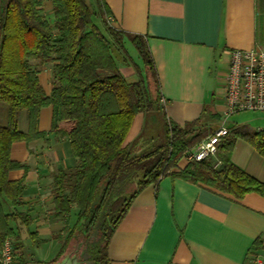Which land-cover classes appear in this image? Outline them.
Instances as JSON below:
<instances>
[{
	"label": "trees",
	"instance_id": "16d2710c",
	"mask_svg": "<svg viewBox=\"0 0 264 264\" xmlns=\"http://www.w3.org/2000/svg\"><path fill=\"white\" fill-rule=\"evenodd\" d=\"M44 1L52 4L50 20L42 10ZM110 20L103 0H0V101L8 106L6 125L0 128V245L11 238L15 247L22 248L23 230L35 246L45 242L30 229L28 210H18L27 166L11 156L14 142L46 134L37 129L42 107L52 110L48 133L68 138L74 158L72 167L54 174L52 192L53 217L63 221V230L73 207L75 220L56 256L38 264L60 259L76 231L93 230L97 238L87 244L88 259L92 264H108V243L132 200L166 175L235 198L249 192L264 194V183L231 161L238 138L264 155V129L230 128L217 145L218 165L206 158L188 160L183 168L173 170L190 149L214 132L222 115L205 104L197 119L183 125L169 121L146 36L119 29ZM34 59L39 66L50 64L49 94L39 82ZM121 66H130L136 80H128ZM21 110L27 116L26 132L18 128ZM139 113L148 120L127 141ZM14 170H22L21 176L10 178ZM61 237L59 232L54 238ZM260 244L257 238L249 250L250 264Z\"/></svg>",
	"mask_w": 264,
	"mask_h": 264
},
{
	"label": "crops",
	"instance_id": "0c3cea01",
	"mask_svg": "<svg viewBox=\"0 0 264 264\" xmlns=\"http://www.w3.org/2000/svg\"><path fill=\"white\" fill-rule=\"evenodd\" d=\"M103 1L114 26L146 36L166 118L179 125L197 119L205 104L223 118L229 51L264 50V0ZM50 7V1L43 2L42 9ZM32 64L38 66L39 82L49 94L50 64L39 66L38 59ZM121 71L128 80H136L131 67ZM7 113V104L0 101V128L6 125ZM51 115L50 106L42 107L37 129L46 134L16 141L11 148L12 158L27 166L18 210H28L30 229L45 240L39 246L56 241L54 237L63 227L62 221L53 217V176L58 169L74 165L69 139L48 133ZM232 116L226 118L229 129H264L261 117L247 124ZM142 117L141 113L135 116L127 141L138 133ZM17 123L19 130L26 132L25 110L19 112ZM187 161L182 158L173 170L183 168ZM231 161L264 183V155L248 142L235 141ZM21 174L22 170H14L9 176L14 179ZM23 231L22 239L30 240ZM257 238L261 247L255 249V259L264 264V194L249 192L235 198L166 175L141 189L132 200L111 235L108 264H250L248 253ZM25 261L19 263L48 262L34 253Z\"/></svg>",
	"mask_w": 264,
	"mask_h": 264
},
{
	"label": "built area",
	"instance_id": "2783aa9c",
	"mask_svg": "<svg viewBox=\"0 0 264 264\" xmlns=\"http://www.w3.org/2000/svg\"><path fill=\"white\" fill-rule=\"evenodd\" d=\"M111 21V20H110ZM225 111L220 125L190 149L184 159L200 161L213 158L217 145L228 133L226 118L242 110L264 112V50L261 48L231 49L224 77ZM20 250L11 238L0 245V264H20ZM254 264H258L255 259Z\"/></svg>",
	"mask_w": 264,
	"mask_h": 264
},
{
	"label": "rangeland",
	"instance_id": "374dc122",
	"mask_svg": "<svg viewBox=\"0 0 264 264\" xmlns=\"http://www.w3.org/2000/svg\"><path fill=\"white\" fill-rule=\"evenodd\" d=\"M88 1L93 2L94 0H88ZM42 10L44 11L43 12L44 16L50 20L52 18L51 17V7L48 9H42ZM129 52L132 54L133 51L131 49H129ZM122 68H124V67L121 66V69ZM161 115L162 114L160 112L159 118L161 117ZM233 115H234V116H232L233 119H237V120H239L243 123H247V124L256 123L258 117H261L260 119L264 120V112H258V111L242 110V111L235 112ZM144 119H146L145 116L142 117L139 121L140 122V128L143 124ZM147 120H148V118L146 119V121ZM160 120H162V118ZM140 128H139V130H140ZM159 129H160V127H157L156 131H158ZM135 136H133V137H135ZM73 210L74 211L71 213L70 219L66 225V229L63 230V227H62L58 231V233L60 232L61 236H62L60 240H58V241L56 240V241H53L51 243H47L45 245L37 247V246H33L30 240H23L21 238L22 248L17 247L20 251L22 250L20 252L21 257H19L20 258L19 260H23V261L30 260V256L32 253H34V255H36L38 258L47 259V261H50L51 259H53L56 256L57 252L59 251L61 241L65 238L68 230L70 229V227L72 226V224L75 220L76 209L73 207ZM62 223H63V221H62ZM63 226H64V223H63ZM96 238H97V233L94 230L93 231H87V232L76 231L75 234L70 238V240L68 242V246H67L64 254L68 251L71 252V249H74L75 250L74 253L80 257L83 264H86L87 262H89V259H88L89 255L87 253V244L94 241ZM32 262H33V259H32ZM24 263H26V261Z\"/></svg>",
	"mask_w": 264,
	"mask_h": 264
},
{
	"label": "water",
	"instance_id": "95a60500",
	"mask_svg": "<svg viewBox=\"0 0 264 264\" xmlns=\"http://www.w3.org/2000/svg\"><path fill=\"white\" fill-rule=\"evenodd\" d=\"M49 264H83L80 257L77 254H73L70 251L66 252L60 259ZM86 264H92L91 261Z\"/></svg>",
	"mask_w": 264,
	"mask_h": 264
},
{
	"label": "flooded vegetation",
	"instance_id": "af4514ba",
	"mask_svg": "<svg viewBox=\"0 0 264 264\" xmlns=\"http://www.w3.org/2000/svg\"><path fill=\"white\" fill-rule=\"evenodd\" d=\"M71 252H72V253H74V252H75V250H74V249H71Z\"/></svg>",
	"mask_w": 264,
	"mask_h": 264
}]
</instances>
